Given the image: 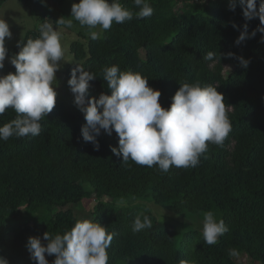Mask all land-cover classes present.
Segmentation results:
<instances>
[{
	"label": "trees",
	"instance_id": "trees-1",
	"mask_svg": "<svg viewBox=\"0 0 264 264\" xmlns=\"http://www.w3.org/2000/svg\"><path fill=\"white\" fill-rule=\"evenodd\" d=\"M65 1L46 0L47 8L37 13L42 23L66 21ZM119 2L133 19L113 23L96 40L78 37L70 44L75 62L54 83L57 103L41 120L40 134L0 140V256L8 264H37L28 248L30 237L47 244L44 233L54 238L88 219L114 233L108 264H264V33L251 36L259 18L246 20L239 0L234 11L230 0H148L154 12L144 19L135 17L139 9L133 0ZM245 24L248 37L237 45ZM38 37V28L30 29L20 42L6 46L0 75L15 73L10 58ZM209 51L216 54L214 61L203 59ZM240 57L250 61L247 68ZM75 64L96 75L88 100L111 94L102 74L113 65L147 78L161 91L165 109L181 83L214 86L228 106L231 132L223 146L209 144L196 167L173 166L164 173L131 160L124 164L111 151L119 147L114 131L102 130L98 151L83 140L86 120L68 83ZM15 118V111L6 109L0 126ZM82 203L89 218L73 209ZM151 203L170 215L158 217ZM207 211L229 229L211 246L202 235ZM138 215L148 216L152 227L134 233ZM233 248L238 257H229ZM45 255L53 264L55 255Z\"/></svg>",
	"mask_w": 264,
	"mask_h": 264
},
{
	"label": "clouds",
	"instance_id": "clouds-1",
	"mask_svg": "<svg viewBox=\"0 0 264 264\" xmlns=\"http://www.w3.org/2000/svg\"><path fill=\"white\" fill-rule=\"evenodd\" d=\"M139 10L137 19L153 15L154 9L148 0H133ZM246 20L258 17L260 26L251 33H264V0H239ZM231 10L236 8V0H230ZM71 18L81 26L90 29L93 40L100 32L108 30L113 23L122 24L133 19V12L124 7L119 0H79L71 8ZM72 26L60 18L54 27L47 19L38 26L39 37L28 39L20 51L10 58L15 73L0 75V115L6 109H13L17 118L0 126V140L11 137H35L41 132V120L51 113L57 103L54 88L56 72L60 61L65 58L66 49L60 41L58 27ZM237 27L236 25H233ZM248 25L238 37L239 45L248 37ZM94 29H99L96 31ZM10 25L0 19V70L8 57L5 46L6 38H11ZM264 43V36L261 37ZM229 57L234 54H227ZM216 54L207 52L204 60L214 61ZM242 67L247 68L250 61L239 58ZM68 83L75 96L74 103L84 114L86 124L82 127L85 142L94 144L95 150L100 145L97 137L102 130L111 135L113 131L119 138V147L111 151L117 157L122 156L124 164L129 160L141 166H157L159 171L167 173L171 167L190 168L198 166L200 158L209 144L223 146L231 132V123L227 116L225 98L216 87L202 86L200 83H181L172 97V103L165 109L159 102L161 91L154 90L148 79L139 72L121 71L118 65L105 67L102 78L111 94H101L99 98L87 99L89 82L96 75L75 64ZM102 109V110H101ZM205 158H207L205 156ZM123 203V201H121ZM148 216H137L133 222V232L138 233L151 228ZM229 231L223 219L217 220L212 211L203 214L202 235L204 243L211 246L219 237ZM114 233L100 223L88 219L78 220L74 227L53 238L48 232L40 237H30L28 248L31 258L37 264H49L46 255H55L53 264H108L107 249L111 246ZM229 257H238L235 248L228 250ZM0 264L8 261L0 256ZM180 264H186L181 261Z\"/></svg>",
	"mask_w": 264,
	"mask_h": 264
},
{
	"label": "rangeland",
	"instance_id": "rangeland-1",
	"mask_svg": "<svg viewBox=\"0 0 264 264\" xmlns=\"http://www.w3.org/2000/svg\"><path fill=\"white\" fill-rule=\"evenodd\" d=\"M73 4L72 1L66 0L62 7L67 18L66 22L71 19L72 26L69 28L65 24L58 27L60 41L62 46L66 49V52L64 60L59 62L61 66L56 72V80L53 83L57 82L63 68L75 62L69 50L70 44L78 37H81L83 40L85 38H91L90 29L86 26H81L79 22L71 18V8ZM46 8V0H31L28 4H24L20 0H6L0 7V19H5L9 23L12 37L10 39L6 38L5 46H12L13 44L20 42L28 30L38 28L42 23V20H40L37 13L44 11ZM32 9L36 11V14L32 12ZM48 21L53 23L54 27L56 26L52 20ZM94 30L99 31V29ZM101 34L102 32H100L99 36H101ZM229 70L230 67H226V73H228ZM150 206L153 213L158 217L164 218L170 215L167 210L157 204L151 203ZM73 209L78 216L89 218V209L84 203L73 207Z\"/></svg>",
	"mask_w": 264,
	"mask_h": 264
}]
</instances>
